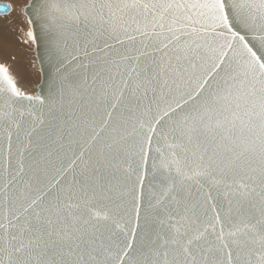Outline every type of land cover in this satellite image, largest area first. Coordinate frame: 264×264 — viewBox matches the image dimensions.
<instances>
[{
  "label": "snow or ice",
  "instance_id": "1",
  "mask_svg": "<svg viewBox=\"0 0 264 264\" xmlns=\"http://www.w3.org/2000/svg\"><path fill=\"white\" fill-rule=\"evenodd\" d=\"M20 16L41 79L0 62V264H264V0Z\"/></svg>",
  "mask_w": 264,
  "mask_h": 264
},
{
  "label": "bare ground",
  "instance_id": "2",
  "mask_svg": "<svg viewBox=\"0 0 264 264\" xmlns=\"http://www.w3.org/2000/svg\"><path fill=\"white\" fill-rule=\"evenodd\" d=\"M0 1H8L12 5L11 13L7 15H0V60L8 61L9 63H11L13 67V71L19 72V75L20 74L22 75L21 76L22 85L28 88L29 91H32L35 86L34 82L38 80V78L40 77L36 73L35 68H33V63H34L33 61L35 60V55L33 54L34 53L33 51L26 50L19 43V40H18V35H19L18 29L19 27H21L20 12L26 0H23V1L0 0ZM2 46H7L8 47L6 48L7 51L3 50ZM16 50H19L21 52L20 56L24 57L23 67H22V64L13 63V61L11 60L12 56H10V53L13 54ZM18 58L15 57V59H18Z\"/></svg>",
  "mask_w": 264,
  "mask_h": 264
},
{
  "label": "rangeland",
  "instance_id": "3",
  "mask_svg": "<svg viewBox=\"0 0 264 264\" xmlns=\"http://www.w3.org/2000/svg\"><path fill=\"white\" fill-rule=\"evenodd\" d=\"M20 1H23V0H20ZM0 2H4V3H7V4H9V5H11L8 1H0ZM28 2V0H26V2H25V4ZM24 5V4H23ZM11 7H12V5H11ZM2 48H3V50H5V51H7L6 50V48H8L7 46H2ZM1 48V49H2ZM10 48V47H9ZM20 50V49H19ZM19 50H16L13 54H11L10 53V56H14V57H17L18 58V56H19V58L18 59H11L12 61H13V63H20V64H22V67H23V64H24V60H23V56H20L21 55V52L19 51ZM34 52V51H33ZM8 53H9V51H8ZM34 54V53H33ZM18 55V56H17ZM11 57V58H12ZM34 59V58H33ZM17 60V61H16ZM0 62H3L2 60H0ZM34 63H35V60L33 61ZM11 64V63H10ZM16 73H18L19 74V72H16ZM36 73L38 74V76H40L39 75V73L36 71ZM21 75V74H20ZM22 76V75H21ZM37 82V83H36ZM40 83V77L38 78V80H36L35 82H34V84H35V86H37L38 84ZM34 86V91L32 90L31 92H33V93H35L36 92V88L37 87H35Z\"/></svg>",
  "mask_w": 264,
  "mask_h": 264
},
{
  "label": "water",
  "instance_id": "4",
  "mask_svg": "<svg viewBox=\"0 0 264 264\" xmlns=\"http://www.w3.org/2000/svg\"><path fill=\"white\" fill-rule=\"evenodd\" d=\"M0 5H9V4L4 3V2H0ZM9 6H11V5H9ZM0 15H5V14H0ZM36 89H37V88H36Z\"/></svg>",
  "mask_w": 264,
  "mask_h": 264
}]
</instances>
